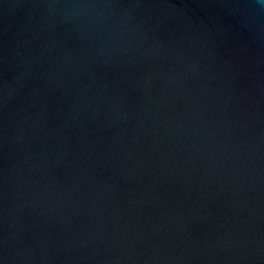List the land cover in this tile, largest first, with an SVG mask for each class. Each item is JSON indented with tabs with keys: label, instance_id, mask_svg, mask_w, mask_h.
Segmentation results:
<instances>
[{
	"label": "water",
	"instance_id": "obj_1",
	"mask_svg": "<svg viewBox=\"0 0 264 264\" xmlns=\"http://www.w3.org/2000/svg\"><path fill=\"white\" fill-rule=\"evenodd\" d=\"M0 264H264V3L0 0Z\"/></svg>",
	"mask_w": 264,
	"mask_h": 264
},
{
	"label": "clouds",
	"instance_id": "obj_2",
	"mask_svg": "<svg viewBox=\"0 0 264 264\" xmlns=\"http://www.w3.org/2000/svg\"><path fill=\"white\" fill-rule=\"evenodd\" d=\"M261 3H264V0H261Z\"/></svg>",
	"mask_w": 264,
	"mask_h": 264
}]
</instances>
